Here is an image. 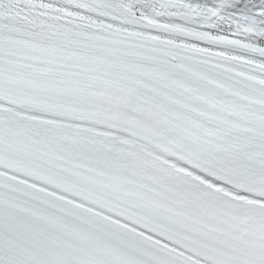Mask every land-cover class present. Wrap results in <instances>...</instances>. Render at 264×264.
<instances>
[{
	"label": "snow or ice",
	"instance_id": "obj_1",
	"mask_svg": "<svg viewBox=\"0 0 264 264\" xmlns=\"http://www.w3.org/2000/svg\"><path fill=\"white\" fill-rule=\"evenodd\" d=\"M0 264H264V0H0Z\"/></svg>",
	"mask_w": 264,
	"mask_h": 264
}]
</instances>
